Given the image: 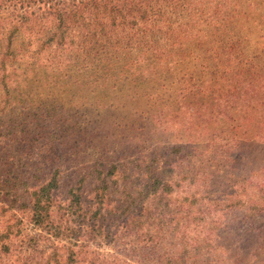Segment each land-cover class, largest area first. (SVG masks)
<instances>
[{
  "label": "rangeland",
  "instance_id": "1",
  "mask_svg": "<svg viewBox=\"0 0 264 264\" xmlns=\"http://www.w3.org/2000/svg\"><path fill=\"white\" fill-rule=\"evenodd\" d=\"M80 2L0 21V264H264V0Z\"/></svg>",
  "mask_w": 264,
  "mask_h": 264
},
{
  "label": "trees",
  "instance_id": "2",
  "mask_svg": "<svg viewBox=\"0 0 264 264\" xmlns=\"http://www.w3.org/2000/svg\"><path fill=\"white\" fill-rule=\"evenodd\" d=\"M81 0H0V21L2 20L3 15H8L10 18H14L16 20H30L34 16L37 15V13H41V16L45 13H53L55 9H62L68 8L69 6H77L80 5ZM85 1V0H83ZM90 2L96 1V0H89ZM57 19H60V12L58 11L56 15ZM55 186V181H51V183L45 187L44 190H51ZM77 198V197H75ZM40 199V198H39ZM38 202V200H37ZM48 209L45 210L47 212L46 215H42L43 209L41 208V212L37 213V205L35 204L33 207V212L35 215V223H41L44 221H47L49 223V219H51V211H48ZM127 213V210L122 211V214ZM132 214V213H131ZM33 220V219H32ZM126 224V223H125ZM124 226V225H123ZM126 226V225H125ZM112 227H109V229L104 230L103 227H100V233L107 232V234H110ZM96 230L99 231V228ZM49 234V233H48ZM116 236V233H115ZM131 237V236H130ZM116 238V237H115ZM129 244H127L128 246ZM133 252V251H132ZM121 257L123 258V261H120L118 259H115L116 264H146L148 262L147 259H144L145 257L143 255H127V254H121ZM100 264H108L106 261H101Z\"/></svg>",
  "mask_w": 264,
  "mask_h": 264
}]
</instances>
